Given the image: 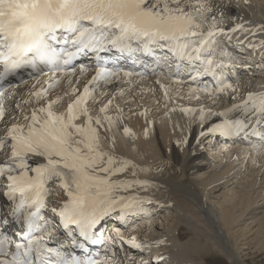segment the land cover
<instances>
[{
  "label": "snow or ice",
  "instance_id": "obj_1",
  "mask_svg": "<svg viewBox=\"0 0 264 264\" xmlns=\"http://www.w3.org/2000/svg\"><path fill=\"white\" fill-rule=\"evenodd\" d=\"M239 6L0 0V264H117V241L148 249L139 264H169L151 256L166 239L124 238L137 220L151 224L150 205H172L140 194L162 185L139 178L151 168L117 154V134L134 141L128 121L143 117L148 138L149 116L164 109L168 119L180 112L197 120L199 137L247 144L237 160L264 156V91L236 102V54L264 55V39H249L264 34V23L244 20ZM149 79L156 87L145 86ZM221 100L231 106L214 107ZM124 259L137 264L129 252Z\"/></svg>",
  "mask_w": 264,
  "mask_h": 264
},
{
  "label": "bare ground",
  "instance_id": "obj_2",
  "mask_svg": "<svg viewBox=\"0 0 264 264\" xmlns=\"http://www.w3.org/2000/svg\"><path fill=\"white\" fill-rule=\"evenodd\" d=\"M236 2L231 0L233 6ZM239 5L238 9L233 7V11L244 20H251L254 24L264 23V0H249L248 5L244 4V0H239ZM249 39L259 43L264 39V34ZM236 60L239 65L236 72L240 77L237 91L240 99L236 102H241L249 91H264V72L257 67L264 63V55L260 51H245L237 53ZM153 79L146 81L145 86L156 87ZM106 100L107 97H103L100 104ZM117 102L123 103V100ZM179 103L198 107L201 102L181 100ZM203 103L207 105L210 101ZM229 106L225 100H221L214 107L223 110ZM149 119L154 120L155 124L148 138L143 135L146 127L143 117L128 121L137 139L128 140L122 131L119 132L116 152L141 168L152 169L151 172L140 173V179L162 185L159 189L141 192V195L151 196L172 207L150 205L151 224L142 220L135 225V232L132 228L124 230V238L135 235L139 243L152 244L166 239V245L152 248L151 256L154 259L162 253L170 257L169 264H213L218 259L228 264H245L241 255L245 249L254 247L263 251L264 156L257 157L256 164L251 162V158L237 160V156L243 157L247 144L239 141L234 144L232 140L221 137L220 140L224 139L225 143L219 145V136L199 137V122H189L188 117L180 112L172 113L171 119H168L164 109H160L152 112ZM210 120L219 122L217 117ZM207 148L209 154L205 156ZM215 157L216 164L212 159ZM207 168L209 170L203 173ZM127 178L133 179L130 175ZM125 252L134 255L137 264L141 256L149 258L148 249L140 253L125 245L123 256L117 253L118 264H127Z\"/></svg>",
  "mask_w": 264,
  "mask_h": 264
},
{
  "label": "rangeland",
  "instance_id": "obj_3",
  "mask_svg": "<svg viewBox=\"0 0 264 264\" xmlns=\"http://www.w3.org/2000/svg\"><path fill=\"white\" fill-rule=\"evenodd\" d=\"M219 146V145H218ZM218 153V152H217ZM205 156H206V152H205ZM216 157H219V155H217L215 153ZM212 158L216 164L217 159ZM213 163V164H214ZM209 169H204L203 173H206ZM245 261V264H264V250L262 251V249L260 248H254V247H250L249 249H245L242 254H241ZM209 264H212L211 262H209ZM213 264H228L227 261L223 260V259H218L216 262H214Z\"/></svg>",
  "mask_w": 264,
  "mask_h": 264
}]
</instances>
